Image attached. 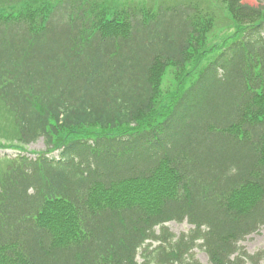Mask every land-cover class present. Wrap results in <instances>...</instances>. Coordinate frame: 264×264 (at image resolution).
I'll use <instances>...</instances> for the list:
<instances>
[{
	"label": "trees",
	"instance_id": "1",
	"mask_svg": "<svg viewBox=\"0 0 264 264\" xmlns=\"http://www.w3.org/2000/svg\"><path fill=\"white\" fill-rule=\"evenodd\" d=\"M65 1L0 0L27 4L0 16V124L24 146L64 148L0 170V264H197V241L210 264H264L237 244L264 225V0L140 15ZM225 24L235 37L159 99L156 67L184 68L189 50L197 65ZM94 126L90 145L77 130ZM184 219L195 229L178 239L162 226Z\"/></svg>",
	"mask_w": 264,
	"mask_h": 264
},
{
	"label": "rangeland",
	"instance_id": "2",
	"mask_svg": "<svg viewBox=\"0 0 264 264\" xmlns=\"http://www.w3.org/2000/svg\"><path fill=\"white\" fill-rule=\"evenodd\" d=\"M99 1V0H98ZM104 1L106 3V7L110 11L118 10L120 8L125 7H135L136 9L145 8L149 13H154L155 10L160 9L162 7V2L164 3V0H100ZM47 3L50 2V0H46ZM248 5L251 6H259L260 3L256 0H248L246 1ZM27 6L26 3H21L18 6L11 7L4 9L0 12H5L9 15H16L18 12L25 9ZM224 14H228L226 11H224ZM217 26V30L214 32V34L209 38L208 40V50L212 53L208 54L207 57L198 63L197 65H194L195 61V54L193 51L189 50L186 53V60L188 59L187 65L179 69L172 65V63H169L166 67H156L155 70H157V77L153 79L154 83H157V89H158V96L159 99H164V94H167L171 91H173L174 88H177L176 86L180 85L181 89L184 90L191 86L196 80L197 74L200 73L202 68L205 66V61H209L213 59L218 52L222 49L225 42L229 41L230 39L234 38L238 26L235 24H231L229 26L219 25ZM195 56V57H194ZM159 68V69H158ZM188 74H190V77L188 78ZM171 94V93H170ZM214 94L210 92L207 97L201 102V106L199 108L200 113L202 114V117H205V112L208 110L209 105L211 104V101L213 99ZM5 112V107L3 103L0 100V116L1 114ZM6 124H0V144L3 145V147H12L13 145H17L19 142L15 138L14 134L12 132L4 131L7 129ZM193 130H196L195 126H192ZM77 131L85 132V133H99L98 127L94 126L87 129H78ZM193 132V131H192ZM28 151H39L42 152L45 150L44 144L42 140H38L36 143L31 144L27 147ZM15 152L13 150H2L0 149V158L3 157V155H7L10 157H13ZM57 154H55L56 156ZM1 160V159H0ZM4 163V162H3ZM2 161H0V169L3 167ZM3 169V168H2ZM1 169V170H2ZM168 227L170 230L175 233L176 235L186 232L190 229V226L187 223L177 224V223H170L168 224ZM247 252L254 253L258 250L264 249V226L255 234L247 237L241 244H240ZM195 258L198 259L200 264H208L207 258L204 255L203 251L200 249L194 250Z\"/></svg>",
	"mask_w": 264,
	"mask_h": 264
}]
</instances>
